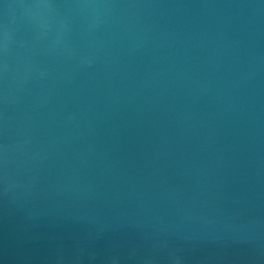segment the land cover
<instances>
[{
  "label": "water",
  "instance_id": "water-1",
  "mask_svg": "<svg viewBox=\"0 0 264 264\" xmlns=\"http://www.w3.org/2000/svg\"><path fill=\"white\" fill-rule=\"evenodd\" d=\"M0 264H264V0H0Z\"/></svg>",
  "mask_w": 264,
  "mask_h": 264
}]
</instances>
